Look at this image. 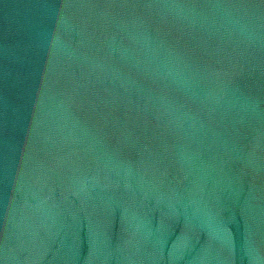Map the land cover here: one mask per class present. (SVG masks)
<instances>
[{"label": "water", "instance_id": "obj_1", "mask_svg": "<svg viewBox=\"0 0 264 264\" xmlns=\"http://www.w3.org/2000/svg\"><path fill=\"white\" fill-rule=\"evenodd\" d=\"M0 264H264V0H0Z\"/></svg>", "mask_w": 264, "mask_h": 264}]
</instances>
